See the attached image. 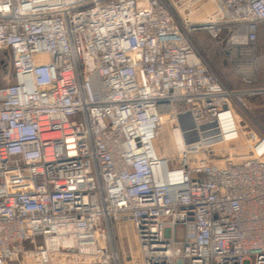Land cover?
Listing matches in <instances>:
<instances>
[{"label": "built area", "instance_id": "2783aa9c", "mask_svg": "<svg viewBox=\"0 0 264 264\" xmlns=\"http://www.w3.org/2000/svg\"><path fill=\"white\" fill-rule=\"evenodd\" d=\"M107 1L0 0V27L98 15ZM220 1L227 14L181 28L216 42L228 19L222 76L196 56L169 93L91 100L66 52L52 63L59 102L0 99V264H118L112 222L133 228L138 264H264V127L251 115L264 110V0Z\"/></svg>", "mask_w": 264, "mask_h": 264}, {"label": "rangeland", "instance_id": "374dc122", "mask_svg": "<svg viewBox=\"0 0 264 264\" xmlns=\"http://www.w3.org/2000/svg\"><path fill=\"white\" fill-rule=\"evenodd\" d=\"M152 1L151 8L142 15H138L135 9L128 12L121 4L110 9L109 6L118 5V0H109V6L98 15L84 18L69 15L66 19L50 14L43 23L24 29L1 27L0 75H4L0 76L1 104L28 107L40 103L43 98H58L56 102H59L61 93L52 68L58 53L65 55L69 52L73 56L80 85L89 99L169 93L183 85V76L192 73V60L196 56L207 59L216 74L222 76L225 70L219 61L229 38L228 19L221 21L216 42L206 33L193 32L186 36L181 28L198 6H201L197 11L199 20L208 19L207 14L214 8L216 12L221 10L227 14L221 1ZM81 33L84 37L78 41ZM259 38L263 43V27ZM126 40H131L132 51L136 52L139 61L126 58L123 63L108 65L101 50H107L108 56L118 57L120 53H115L116 50L112 53L110 48L120 50ZM251 115L264 127V110L253 111ZM71 121L76 122L77 118H71ZM110 238L118 264H138L131 258L136 251L131 226H110ZM20 258H8L5 264H23L24 261L33 264L32 255L24 257L23 261Z\"/></svg>", "mask_w": 264, "mask_h": 264}, {"label": "bare ground", "instance_id": "6f19581e", "mask_svg": "<svg viewBox=\"0 0 264 264\" xmlns=\"http://www.w3.org/2000/svg\"><path fill=\"white\" fill-rule=\"evenodd\" d=\"M125 46H129V48L125 47ZM132 43L131 40H126V44L122 47V49H114V48H110V51L113 53L115 50V53H120V55L118 57L116 56H108L107 55V50H101V54H102V58H104V60L106 61V63L108 65H117L119 63H123V60L128 58L131 59L133 62H137L139 61V58L136 56V52L132 51ZM122 55V56H121ZM91 100H102L101 97L97 96L94 97Z\"/></svg>", "mask_w": 264, "mask_h": 264}, {"label": "crops", "instance_id": "0c3cea01", "mask_svg": "<svg viewBox=\"0 0 264 264\" xmlns=\"http://www.w3.org/2000/svg\"><path fill=\"white\" fill-rule=\"evenodd\" d=\"M195 7H197V6H195ZM194 7V8H195ZM198 7H201V6H198ZM197 7V9L196 10H194V14H193V16L195 17V18H199V15L197 14V11L199 10V8ZM211 13H213V14H211ZM210 14H207V16H209V15H214L215 13H216V9L214 8L213 10H212V12H211ZM1 28V27H0ZM0 76H4V75H0ZM115 224H123L124 226H127L128 224H124V223H122V222H112L111 223V226H113V225H115ZM130 226V225H129ZM133 229V228H132ZM134 235V234H133ZM135 253H136V251H135ZM135 255V254H134Z\"/></svg>", "mask_w": 264, "mask_h": 264}, {"label": "water", "instance_id": "95a60500", "mask_svg": "<svg viewBox=\"0 0 264 264\" xmlns=\"http://www.w3.org/2000/svg\"><path fill=\"white\" fill-rule=\"evenodd\" d=\"M181 262L180 261H177L176 264H180Z\"/></svg>", "mask_w": 264, "mask_h": 264}]
</instances>
